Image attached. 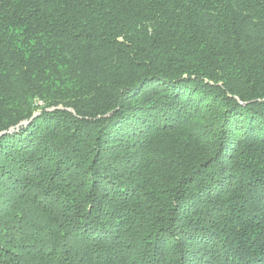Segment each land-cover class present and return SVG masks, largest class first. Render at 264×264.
I'll use <instances>...</instances> for the list:
<instances>
[{"label": "trees", "instance_id": "1", "mask_svg": "<svg viewBox=\"0 0 264 264\" xmlns=\"http://www.w3.org/2000/svg\"><path fill=\"white\" fill-rule=\"evenodd\" d=\"M2 132L0 264H264V0H0Z\"/></svg>", "mask_w": 264, "mask_h": 264}, {"label": "water", "instance_id": "2", "mask_svg": "<svg viewBox=\"0 0 264 264\" xmlns=\"http://www.w3.org/2000/svg\"><path fill=\"white\" fill-rule=\"evenodd\" d=\"M36 115H37V113L34 114V116H36ZM25 123H26V122H22V123H20L18 126H20V125H22V124H25ZM18 126H17V127H18ZM5 133H6V132H2V133H0V136L3 135V134H5Z\"/></svg>", "mask_w": 264, "mask_h": 264}, {"label": "rangeland", "instance_id": "3", "mask_svg": "<svg viewBox=\"0 0 264 264\" xmlns=\"http://www.w3.org/2000/svg\"><path fill=\"white\" fill-rule=\"evenodd\" d=\"M37 105L41 106V104H40V103H37Z\"/></svg>", "mask_w": 264, "mask_h": 264}]
</instances>
